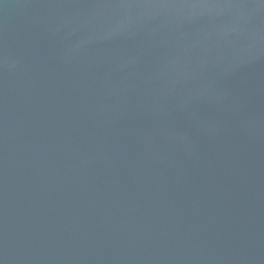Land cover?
Listing matches in <instances>:
<instances>
[{
    "label": "water",
    "instance_id": "obj_1",
    "mask_svg": "<svg viewBox=\"0 0 264 264\" xmlns=\"http://www.w3.org/2000/svg\"><path fill=\"white\" fill-rule=\"evenodd\" d=\"M0 264H264V0H0Z\"/></svg>",
    "mask_w": 264,
    "mask_h": 264
}]
</instances>
